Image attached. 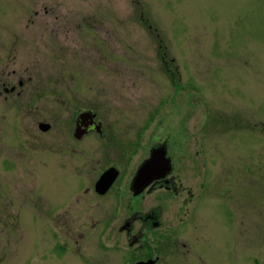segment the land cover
<instances>
[{
	"label": "rangeland",
	"instance_id": "374dc122",
	"mask_svg": "<svg viewBox=\"0 0 264 264\" xmlns=\"http://www.w3.org/2000/svg\"><path fill=\"white\" fill-rule=\"evenodd\" d=\"M8 73L26 85L0 99V264L118 263L126 213L98 232L140 199L121 179L107 199L83 192L114 157L129 180L163 139L196 212L185 259L198 264L206 237L218 264H264V0H0ZM87 110L114 147L92 133L68 150L71 115Z\"/></svg>",
	"mask_w": 264,
	"mask_h": 264
},
{
	"label": "flooded vegetation",
	"instance_id": "af4514ba",
	"mask_svg": "<svg viewBox=\"0 0 264 264\" xmlns=\"http://www.w3.org/2000/svg\"><path fill=\"white\" fill-rule=\"evenodd\" d=\"M10 75L11 73H8L3 81L0 80V99L4 102L11 100L13 94L19 95L20 92L18 89L21 90L23 89V85H26L20 79H17L16 86H12V78ZM83 113L85 112H78L71 118L75 128H73L69 134V136H71L72 146L70 149L68 148V150L75 153L77 149H74L73 147L74 140L78 142L92 133L97 134L104 140L107 139L108 141L106 140V142L108 143H106V145L108 144L109 146L114 147L115 145H113V142L110 141L112 140L110 130H105L100 121L96 120L95 115L92 117L91 114H88L87 116L80 117ZM78 127H81V130L84 132L80 139H76L78 137H75L76 135L74 136V131ZM141 138L142 133L138 135V143H136V147L139 146ZM56 145L59 152L60 150H67V148H64L63 145L62 147L60 146V142L56 143ZM65 146H67V142L65 143ZM164 146L166 147V157L169 159L171 165L172 160L168 156L167 141L163 139L162 142L150 147L148 156L141 160L138 167L134 169L129 180L128 177L130 174L128 177L126 174L133 170L131 168V163L127 162L122 164L118 158L114 157L116 160H113V162L105 169L103 168V172L108 169H115L118 172L117 178L111 187L104 194H99L95 190V185L98 181L97 179L96 181H93L89 187L85 188L83 192V194L91 192L93 196L99 199H107V197L110 196L109 192L111 188L116 182H118L119 179H121L118 182L119 187L127 188L129 201H131L132 198L134 200L140 199V203L138 204L140 210H133L130 204L123 205L120 209L117 208L116 213L112 214V216L108 218L109 223H107V226L100 230L101 234L98 232L99 235L108 236L110 232L107 234V230L114 227L113 224L115 223V220L118 218L121 219L123 212L126 213L123 220L116 227L117 233L119 232L120 234H125L124 247L121 246L120 248L122 256L117 259L119 264H196L192 263L188 258L185 259L186 254L191 253V251L190 249H187V245L182 241V235H184L182 232L185 231L189 225L194 224L193 219L196 213L195 207H189V205L193 203L192 194H190L189 190H186L177 183L176 175L171 173L173 167L171 166L170 172H168L164 177L153 179L140 194L134 195V191L132 189V181L137 170L147 159H149L151 152L154 149ZM135 152V154H138V149ZM102 173H100L99 177ZM185 192L188 194L187 197L182 199V205L180 207L181 210L177 212L172 211L170 215L171 218H167L168 215L166 216L165 214L171 209L174 199L182 197ZM148 196H153V204L143 203L147 201L146 198ZM76 197L78 196L76 195ZM79 203L80 200L75 198L74 207H77ZM108 208H106V211L103 210V213L105 214L103 215L102 220L98 221V223L95 222L88 226H84L82 229L83 232H78V230L81 229L79 228L74 232V237L83 239L89 229H95L97 224L99 225L105 218L108 217ZM174 227H178V231L175 232ZM187 231L188 230H186V232ZM207 241L206 237L200 238V243L196 248L197 254L193 258L196 259L198 264H218V255H216L213 251V249L217 251L218 248L216 244L212 246L211 243H207ZM179 250H182V252L180 253ZM118 263L116 262L115 264Z\"/></svg>",
	"mask_w": 264,
	"mask_h": 264
},
{
	"label": "water",
	"instance_id": "95a60500",
	"mask_svg": "<svg viewBox=\"0 0 264 264\" xmlns=\"http://www.w3.org/2000/svg\"><path fill=\"white\" fill-rule=\"evenodd\" d=\"M48 126L40 125V129L45 131ZM81 127L75 130V135L79 139L83 135ZM166 147H160L154 149L151 152L149 159H147L137 170L136 175L132 181V189L134 195H138L152 182L155 178L164 177L168 172H170V161L166 157ZM118 172L114 169L106 170L98 179L95 185V190L99 194H104L113 184L117 177ZM150 264V263H144Z\"/></svg>",
	"mask_w": 264,
	"mask_h": 264
}]
</instances>
